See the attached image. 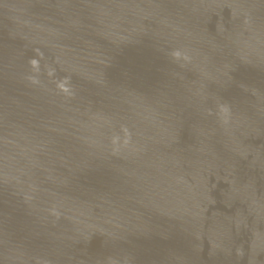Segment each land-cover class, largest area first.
I'll return each mask as SVG.
<instances>
[{
	"label": "water",
	"instance_id": "95a60500",
	"mask_svg": "<svg viewBox=\"0 0 264 264\" xmlns=\"http://www.w3.org/2000/svg\"><path fill=\"white\" fill-rule=\"evenodd\" d=\"M0 264H264V0H0Z\"/></svg>",
	"mask_w": 264,
	"mask_h": 264
}]
</instances>
